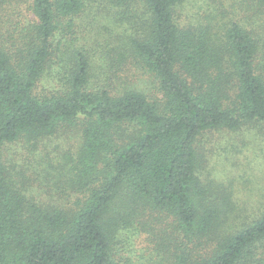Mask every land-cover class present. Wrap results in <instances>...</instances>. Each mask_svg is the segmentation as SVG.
<instances>
[{"label":"trees","instance_id":"1","mask_svg":"<svg viewBox=\"0 0 264 264\" xmlns=\"http://www.w3.org/2000/svg\"><path fill=\"white\" fill-rule=\"evenodd\" d=\"M262 124L264 0H0V264H264L198 146Z\"/></svg>","mask_w":264,"mask_h":264},{"label":"rangeland","instance_id":"2","mask_svg":"<svg viewBox=\"0 0 264 264\" xmlns=\"http://www.w3.org/2000/svg\"><path fill=\"white\" fill-rule=\"evenodd\" d=\"M260 129L261 131L258 129H248L233 134L225 130L209 132L200 139V143L198 144L201 154H203L199 172L201 178L224 182L220 188L216 186L213 189L212 198L217 199L220 197L221 188L227 189L229 186H232L231 193L233 194L234 192L235 198L240 204L247 201V206H252L251 213L264 211V124L260 126ZM221 135L224 137L219 139ZM57 142L60 144L59 146L54 145ZM70 143V139L55 140L49 149L56 154L58 150L66 147L69 149ZM241 144H244L242 147L243 151L239 149L241 153H237L238 148L236 149L235 145L241 146ZM223 145L225 147L227 145L235 146L233 147L235 150L230 149L229 151H225L221 148ZM11 152L14 153L15 150ZM31 156H33L32 152H24L19 162L23 166H27L28 171L34 168V160ZM33 181V178L28 181L30 187L37 185L38 188L34 187L31 193L36 192L35 195L48 196L45 194V187L43 189L39 181ZM205 181L208 182V180ZM248 213L250 214V212ZM123 234L126 241L121 240L118 243L117 255L122 256L123 261H134L138 258L140 252L135 255L133 254V250H135V247L138 250L146 249L143 246L148 244L146 240L148 238L147 234L145 232L139 235L133 234L137 238L134 248H132V243L128 241L129 237L127 235L130 232L124 231Z\"/></svg>","mask_w":264,"mask_h":264}]
</instances>
